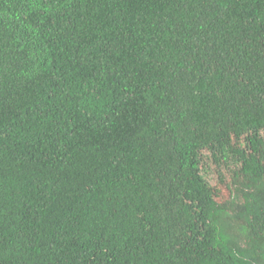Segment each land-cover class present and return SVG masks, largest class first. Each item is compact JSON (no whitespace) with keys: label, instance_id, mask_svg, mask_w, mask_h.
Returning <instances> with one entry per match:
<instances>
[{"label":"trees","instance_id":"trees-1","mask_svg":"<svg viewBox=\"0 0 264 264\" xmlns=\"http://www.w3.org/2000/svg\"><path fill=\"white\" fill-rule=\"evenodd\" d=\"M0 264H264V0H0Z\"/></svg>","mask_w":264,"mask_h":264},{"label":"rangeland","instance_id":"rangeland-1","mask_svg":"<svg viewBox=\"0 0 264 264\" xmlns=\"http://www.w3.org/2000/svg\"><path fill=\"white\" fill-rule=\"evenodd\" d=\"M209 180L211 181V183H212L213 186H216V185L219 186V189H220V191H221V193H220V198H221V199L228 198V196H229V191H228V189L226 188L225 185H221V184H219V183H218V180H217L215 177H213V176L210 177Z\"/></svg>","mask_w":264,"mask_h":264}]
</instances>
